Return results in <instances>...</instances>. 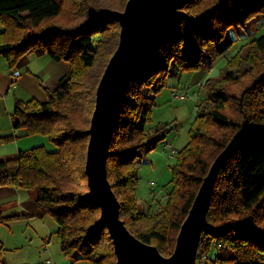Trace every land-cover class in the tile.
Returning a JSON list of instances; mask_svg holds the SVG:
<instances>
[{
    "label": "trees",
    "instance_id": "trees-1",
    "mask_svg": "<svg viewBox=\"0 0 264 264\" xmlns=\"http://www.w3.org/2000/svg\"><path fill=\"white\" fill-rule=\"evenodd\" d=\"M98 1L0 0V56L10 69L26 67L31 54L71 63L54 88L44 87L45 102L17 98L12 114L15 130L45 135L58 149L36 146L0 160V188L38 193L35 204L56 220L55 234L72 263L117 264L109 230L99 223L101 209L87 197V130L104 67L120 39V24L99 17ZM102 1L103 10H123L128 2ZM183 11L149 47L129 84L110 143L108 179L120 201V217L134 235L171 256L205 177L232 145L208 212L213 229L203 232L197 260L206 256L207 264H264V33L241 46L222 74L206 82L189 142L177 153L165 204L148 216L135 195V161L171 132L167 125L147 127L167 78L210 68L234 46V32L264 18V0H189ZM2 212L0 203V224L21 217ZM145 221L147 228H135Z\"/></svg>",
    "mask_w": 264,
    "mask_h": 264
},
{
    "label": "rangeland",
    "instance_id": "rangeland-1",
    "mask_svg": "<svg viewBox=\"0 0 264 264\" xmlns=\"http://www.w3.org/2000/svg\"><path fill=\"white\" fill-rule=\"evenodd\" d=\"M103 2L102 0L96 2L99 5V14L106 6ZM3 28L0 20V32ZM263 33L264 18L252 20L246 30L233 33L236 43L224 55L218 57L210 68L171 75L167 78L165 87L155 98V106L147 127L155 129L159 124L167 125L171 132L156 148L143 153L134 163L139 177L135 195L139 204L145 207L148 216L156 214L166 202L167 192L172 188V168L177 153L189 142V131L196 117L197 105L206 96V82L220 76L228 60L239 48ZM29 60H31L29 72L23 74L17 80L16 86H13V71L22 68L10 69L7 60L0 56V139L14 137L8 142L0 141V160L14 158L19 150H29L36 146H45L49 151L58 149L45 135H29L26 129L15 130L12 127V114L16 97L26 101L36 98L45 102L48 94L44 87L54 88L58 79L71 69V63L66 60L56 61L48 54L41 56L31 54ZM176 89L179 90L177 92L185 95L183 100L176 99L172 95ZM168 143L172 144L174 152L172 149L164 148ZM12 169L14 167L10 170ZM8 188L13 190L1 193L2 202L9 200L14 206L7 211L5 208L9 206L1 204L2 210L5 209L2 213L5 216L20 214L21 217L0 224L2 243L0 264H45L47 259H52L54 264H90L87 260L72 263V260L62 252L55 234L58 228L57 222L50 214L36 206L35 200L38 196L36 191L16 186H8ZM147 226L148 221H145L135 228L144 230ZM199 258L197 264L200 260L201 264L209 262L206 256Z\"/></svg>",
    "mask_w": 264,
    "mask_h": 264
},
{
    "label": "water",
    "instance_id": "water-1",
    "mask_svg": "<svg viewBox=\"0 0 264 264\" xmlns=\"http://www.w3.org/2000/svg\"><path fill=\"white\" fill-rule=\"evenodd\" d=\"M189 0H128L123 11L104 9L121 25L119 45L109 60L96 90L86 157L88 199L101 209L99 223L108 228L117 264H197L204 231L213 229L208 212L219 169L232 145L223 151L205 177L188 216L183 222L175 251L164 256L155 245L134 235L120 217V201L108 179L109 147L131 80L152 43L166 23L182 17Z\"/></svg>",
    "mask_w": 264,
    "mask_h": 264
},
{
    "label": "crops",
    "instance_id": "crops-1",
    "mask_svg": "<svg viewBox=\"0 0 264 264\" xmlns=\"http://www.w3.org/2000/svg\"><path fill=\"white\" fill-rule=\"evenodd\" d=\"M30 64H31V60L29 61L28 65H27L26 67H23V68H22V70H21V75H20L19 77L14 78V79L12 80V83H15V84H16V83H17V80H18L20 77H22L23 74L29 72V66H30ZM65 74H66V73H65ZM65 74H64V75H65ZM64 75H63V76H64ZM63 76H61L59 79H61ZM59 79H58V81H59ZM58 81H57V82H58ZM57 82H56L55 86L57 85ZM177 91H179V90L176 89L175 92H177ZM173 93H174V91L172 92V95H173ZM17 98H19V97H16V99H17ZM16 99H15V102H16ZM20 99H21V98H20ZM22 100H23V99H22ZM24 101H26V100H24ZM45 101H46V100H45ZM168 144H169V143H168ZM19 151H20V150H19ZM19 151H18V152H19ZM17 154H18V153H17ZM14 169H15V168H14ZM14 169H12V170H14ZM12 190H13L12 188H8V187H7V188H0V203H1L2 205H4V206H9V207L5 208V209H7V211H8V209H11V208L14 206V203H13L12 201H9V200H8L7 202H5V203L2 202L3 199H2L1 193H2V192H4V193L12 192ZM5 209H3V210H5ZM47 260H48V259H47ZM47 260H46V261H47ZM51 260H52V259H51ZM45 264H47V262H46ZM53 264H54V263H53Z\"/></svg>",
    "mask_w": 264,
    "mask_h": 264
},
{
    "label": "built area",
    "instance_id": "built-area-1",
    "mask_svg": "<svg viewBox=\"0 0 264 264\" xmlns=\"http://www.w3.org/2000/svg\"><path fill=\"white\" fill-rule=\"evenodd\" d=\"M20 75H21V70L20 69H16V70L13 71V77L14 78H17ZM13 86H16V84L13 83ZM173 96H174V98L179 99V100H183L185 98V95L181 94L180 92H174ZM164 148L165 149H172V152H174L172 144H167V146H165ZM199 253H200V251H199ZM46 262H47V264H53V261L51 259H48Z\"/></svg>",
    "mask_w": 264,
    "mask_h": 264
}]
</instances>
